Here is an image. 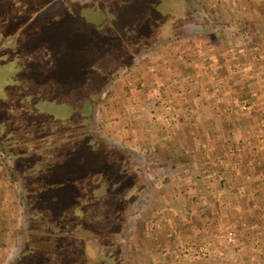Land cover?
Listing matches in <instances>:
<instances>
[{"label": "rangeland", "instance_id": "obj_1", "mask_svg": "<svg viewBox=\"0 0 264 264\" xmlns=\"http://www.w3.org/2000/svg\"><path fill=\"white\" fill-rule=\"evenodd\" d=\"M152 5L111 0L107 15L132 36L125 22ZM175 7L176 34L159 41L145 35L146 47L113 73L95 105L97 134L134 159L109 164L102 157L88 165L106 172V186L127 163L132 181L146 187L126 204V264H264V0H178ZM78 21L66 26L65 39L76 31L86 35ZM102 21L87 24L84 48L89 42L90 49L106 52ZM34 43L43 55L47 45ZM80 48L72 57L67 51L60 66L72 60L89 71L92 57L74 54ZM73 164L71 169L80 166H65ZM7 171L0 161V264L17 254L23 240L19 182ZM92 202H100L98 218H110V193L102 203Z\"/></svg>", "mask_w": 264, "mask_h": 264}, {"label": "trees", "instance_id": "obj_2", "mask_svg": "<svg viewBox=\"0 0 264 264\" xmlns=\"http://www.w3.org/2000/svg\"><path fill=\"white\" fill-rule=\"evenodd\" d=\"M152 1L151 9L143 6L132 22L124 21L133 30L130 36L114 26L115 15L113 20L107 15L111 0H89L84 5L74 0H0V161L19 182L17 198L24 215V225L18 228L23 240L7 264H126L122 246L129 227L126 204L136 201L146 187L141 180L132 181L125 172L127 163L119 165L118 180L112 178L103 186L106 172L88 163L102 157L109 164L134 159V154L112 147L97 134L94 113L113 73L132 62L135 49L146 47L145 35L159 41L176 34L178 0ZM77 19L85 25L86 35L76 31L65 39L66 26ZM92 19H104L99 24L106 52L90 49L93 43L82 46L90 39L87 24ZM36 40L47 45L43 55ZM78 45L74 54L82 51L92 57L88 74L72 60L60 66L67 51L72 57ZM51 63L54 66L49 67ZM68 161H79L80 166L68 169ZM78 183L84 186L81 195ZM109 193L111 216L100 219L95 213L100 202L92 201L102 203ZM67 199L74 202L65 205Z\"/></svg>", "mask_w": 264, "mask_h": 264}]
</instances>
